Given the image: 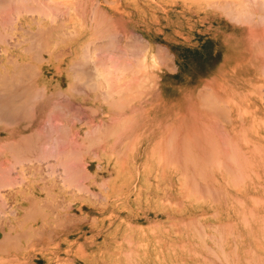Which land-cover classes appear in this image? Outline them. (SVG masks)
I'll return each instance as SVG.
<instances>
[{
    "label": "rangeland",
    "instance_id": "374dc122",
    "mask_svg": "<svg viewBox=\"0 0 264 264\" xmlns=\"http://www.w3.org/2000/svg\"><path fill=\"white\" fill-rule=\"evenodd\" d=\"M0 97V264H264V0H0Z\"/></svg>",
    "mask_w": 264,
    "mask_h": 264
},
{
    "label": "bare ground",
    "instance_id": "6f19581e",
    "mask_svg": "<svg viewBox=\"0 0 264 264\" xmlns=\"http://www.w3.org/2000/svg\"><path fill=\"white\" fill-rule=\"evenodd\" d=\"M18 86H19V85H18ZM22 89H23V87H22ZM16 90H17V89H16ZM17 91L19 92V90H17ZM20 91H22V90H20ZM10 92H11V91H10ZM10 92L7 93V94L9 95L8 97H11V96H12V95L10 96ZM15 93H16V92H15ZM13 94H14V92H13ZM4 95H6V94H4ZM1 96H3V95H1ZM14 96H15V95H14ZM4 97H7V95L4 96ZM4 97H2V98L4 99ZM8 97H7V98H8ZM0 98H1V97H0ZM7 98H6V99H7ZM10 99H11V98H10ZM8 100H9V98L7 99V101H8ZM7 107H9V106H7ZM7 107H3V109H4V110H5V109H9V108H7ZM9 110H10V109H9ZM9 110H8V111H9ZM12 110H15V109H12ZM12 110H11V111H12ZM16 110H17V109H16ZM19 111H20V110H19ZM19 111H17V112H19ZM4 112H5V111H4ZM9 112H10V111H9ZM13 113L15 114L16 112H13ZM234 167H235V166H234ZM232 168H233V167H232ZM235 168H236V167H235ZM235 168H234V169H235ZM237 168H238V167H237ZM238 169H239V168H238ZM240 170H241V168H240L238 171L236 170V171H237L236 173L242 174L243 171L240 172ZM251 171H252V170H251ZM234 174H235V173H234ZM234 174H233V175H234ZM236 176H239V177H237L238 180H237V178L235 177L236 180H237L238 182L240 181L239 178L242 180V177H244V176H242V175L240 176V175H237V174H236ZM245 177H246V175H245ZM233 178H234V177H233ZM231 180H232V179H231ZM243 180H244V179H243ZM232 182H233V181H232ZM233 183H234V184H238V183H236V182H233ZM234 186H236V185H234ZM240 186H241V185H240ZM236 188H237V187H236ZM248 196L250 197V199H254V198L252 197V195H251V196L248 195ZM255 197H256V196H255ZM240 200H241V199H240ZM235 201H236V200H235ZM253 201H254V200H253ZM238 203H239V202H238ZM251 203H253V202H251ZM254 205H255V204H254ZM249 209H250V208H249ZM242 212H243V211H242ZM242 214H243V213H242ZM249 214H250V213H249ZM249 214H248V215H249ZM249 217H250V215H249ZM240 218L243 220V216H241ZM220 224H222V223H220ZM227 224H228V223H227ZM227 224L225 223L226 226H228ZM225 225H224V226H225ZM222 226H223V225H222ZM261 226H262V225H261ZM256 227H257V226H256ZM221 230H223V229H221ZM227 231H228V230H227ZM217 233H218V232H217ZM220 233H221V232H220ZM227 233H228V232H227ZM209 235H211V234H209ZM217 235H218V234H217ZM218 236H219V235H218ZM221 237H222V236H221ZM260 237H261V235H260ZM218 239H219V238L217 237V240H218ZM232 242H233V240H232ZM220 243H221V240H220ZM220 243H219V245H220ZM233 244H234V242H233ZM234 245H235V244H234ZM218 247H219V246H218ZM235 247H236V246H233V248H235ZM219 248L223 251V249H222L221 246H220ZM220 249H219V251L221 252ZM234 251H235V249H233V252H234ZM223 253H225V254H223ZM223 253H222V254H223V256H225V257H226V255L228 254L227 252H223ZM234 253H235V252H234ZM222 254H221V257H222ZM235 254H236V253H235ZM235 254H234V255H235ZM228 256H229V255H228ZM228 256H227V257H228ZM227 257H226V258H227ZM233 257H236V256H233ZM222 259H223V258H222ZM230 259H231V258H230ZM244 259H245V258H244ZM247 259H248V258H247ZM223 260H224V259H223ZM224 261H225V263H227V262H226V259H225ZM231 261H232V260H231Z\"/></svg>",
    "mask_w": 264,
    "mask_h": 264
}]
</instances>
